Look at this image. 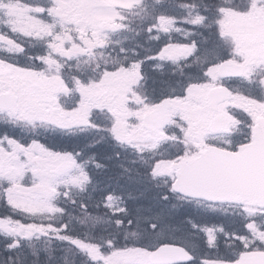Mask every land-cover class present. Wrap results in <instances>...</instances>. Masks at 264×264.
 I'll list each match as a JSON object with an SVG mask.
<instances>
[{"label":"snow or ice","instance_id":"obj_1","mask_svg":"<svg viewBox=\"0 0 264 264\" xmlns=\"http://www.w3.org/2000/svg\"><path fill=\"white\" fill-rule=\"evenodd\" d=\"M0 264H264V0H0Z\"/></svg>","mask_w":264,"mask_h":264},{"label":"rangeland","instance_id":"obj_2","mask_svg":"<svg viewBox=\"0 0 264 264\" xmlns=\"http://www.w3.org/2000/svg\"><path fill=\"white\" fill-rule=\"evenodd\" d=\"M207 223H208L209 225H211V224H213V223H219V221L216 220V219L209 218V219L207 220ZM207 255L211 256L212 253H206V256H207Z\"/></svg>","mask_w":264,"mask_h":264},{"label":"flooded vegetation","instance_id":"obj_3","mask_svg":"<svg viewBox=\"0 0 264 264\" xmlns=\"http://www.w3.org/2000/svg\"><path fill=\"white\" fill-rule=\"evenodd\" d=\"M231 211V210H230Z\"/></svg>","mask_w":264,"mask_h":264}]
</instances>
